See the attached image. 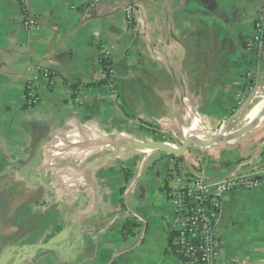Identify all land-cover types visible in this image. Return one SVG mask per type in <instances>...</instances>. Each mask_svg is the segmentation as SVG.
I'll return each mask as SVG.
<instances>
[{"label": "crops", "instance_id": "crops-1", "mask_svg": "<svg viewBox=\"0 0 264 264\" xmlns=\"http://www.w3.org/2000/svg\"><path fill=\"white\" fill-rule=\"evenodd\" d=\"M127 2L0 0V264H189L170 249L181 222L173 189L196 176L264 178V115L249 134L193 145L177 163L125 150L98 167L105 148L68 147L127 135L156 143L157 129L186 120L190 134L215 133L239 94L264 87V0H140L135 29ZM100 45L117 92L93 88L79 103L71 81L101 80ZM30 83L40 99L32 110ZM216 235L222 262L264 264V191L228 195Z\"/></svg>", "mask_w": 264, "mask_h": 264}, {"label": "built area", "instance_id": "built-area-1", "mask_svg": "<svg viewBox=\"0 0 264 264\" xmlns=\"http://www.w3.org/2000/svg\"><path fill=\"white\" fill-rule=\"evenodd\" d=\"M139 1L128 0L123 6L128 23L134 29L136 28L134 20L139 13ZM24 25L27 28H33L37 26V22L29 19ZM260 40L256 37V43L248 44V50L251 51ZM107 51L109 50L104 48L102 53ZM46 77L50 80V85L54 86V79L50 73L46 74ZM257 88L253 89L249 86L245 92L249 95ZM247 95L237 96L239 109L246 104ZM252 95L255 96V94ZM79 99L77 97L76 100L79 102ZM39 100L34 84L30 83L27 90V107L32 109L38 105ZM240 189L264 191V178L253 175H233L220 181L210 182L204 176H196L189 183L173 189L168 195L172 200L174 211L181 217L176 243L189 264H244L242 261L222 262V242L216 235L225 198Z\"/></svg>", "mask_w": 264, "mask_h": 264}, {"label": "water", "instance_id": "water-1", "mask_svg": "<svg viewBox=\"0 0 264 264\" xmlns=\"http://www.w3.org/2000/svg\"><path fill=\"white\" fill-rule=\"evenodd\" d=\"M36 21V20H35ZM37 22V21H36ZM264 19L259 15L256 20V29L258 31L263 30ZM258 26V28H257ZM264 115V111H262L257 119H255L251 124L247 125L243 130H238L236 132L230 133L229 126L223 129V131L215 132L214 135L209 136L208 140H201L199 138H195L192 136H187L184 140H182L178 145H172L168 143H148L141 140H138L136 137L132 136H122L117 140H108V139H84L81 140L80 143H70L68 147L74 146H87V145H95L102 146L105 148L104 153L106 154L102 159H100L97 164L100 166L108 165L109 162L112 160L117 153L125 150H131L139 153H143L146 155L160 153L165 154L172 157H183L185 156L186 152L192 145L199 146L201 148H208L217 143H223L231 139H238L245 136L249 133L260 121L261 117ZM38 147V145L36 146ZM96 167V168H98ZM64 233L58 237L52 239V243L60 242L61 237Z\"/></svg>", "mask_w": 264, "mask_h": 264}, {"label": "rangeland", "instance_id": "rangeland-1", "mask_svg": "<svg viewBox=\"0 0 264 264\" xmlns=\"http://www.w3.org/2000/svg\"><path fill=\"white\" fill-rule=\"evenodd\" d=\"M249 73H250L249 76L252 77V76H254L253 73H255V72L254 71H249ZM251 86L253 87V89L257 87V86H255L254 82L251 84ZM252 94H255V96L252 95ZM247 97L248 98H247L246 104L243 106V108L239 109L237 107L238 103L236 102V109H234V111L230 113L225 125H223L221 127V129L219 130L220 132L223 131V129L226 127V125H228V126L230 125L229 126V131H228L230 133L236 132L238 130L241 131L247 125L251 124L255 119H257L259 114L263 111V107H264V103L262 105L261 100H260V99L264 100V87L263 88H259L258 87L257 89H255V91L253 93H250L249 95H247ZM258 98H260V99H258ZM39 103H40V100H39ZM35 107H33L32 109H34ZM26 108L28 110H32V109H29L28 107H26ZM188 119H190V116H188ZM246 119H247V122H249L247 125H246L247 122H245ZM259 122H258V124H259ZM180 126L181 127L177 128L176 130L172 129V128L169 129V127H166V126H163V127L159 128V129H157L155 134L154 133L151 134L152 137L154 138V142L178 145L182 140H184L187 137V135H195V136H197V138H199L201 140H205L206 138H209V136L215 134V133H211L208 129H206L205 126H204V128L203 127L200 128L199 131L194 132V134H190L191 133L190 130H189L190 122L188 120L184 121V123H182ZM256 126L254 128H256ZM150 127H152V126H150ZM249 133H247V134H249ZM113 141H114V139H113ZM76 143H80V141H78ZM80 147L84 148L83 146H80ZM80 147H78V146L70 147L69 146V148H73V149H80ZM202 149H205V148H202ZM196 151H197V147L192 145L189 148V152L188 151L186 152L185 157L193 154V152H196ZM66 162H69V161H66ZM89 163L90 164L94 163V161L93 160H89L87 162V164H89ZM63 164L66 165L67 163L63 162ZM70 164L79 166L80 162L78 160H72ZM118 164H121V163H115L114 165L117 166ZM169 170H170V168H169ZM63 191L66 192L65 190H63Z\"/></svg>", "mask_w": 264, "mask_h": 264}, {"label": "trees", "instance_id": "trees-1", "mask_svg": "<svg viewBox=\"0 0 264 264\" xmlns=\"http://www.w3.org/2000/svg\"><path fill=\"white\" fill-rule=\"evenodd\" d=\"M105 47L100 45V61H101V65H102V78L101 80L97 81V82H93V83H85L83 81L80 80H73L71 81L72 84V88L74 89V96L77 98L79 97L81 92L93 89V88H98V87H103V86H107L109 87L113 92H117V87L115 84V80H114V61L110 55V52L107 51L105 53H102L103 49ZM152 126V125H150ZM170 159L174 162H179L180 158H175V157H170ZM131 178V176H128L126 178L127 181H129ZM128 225H130L131 227H134V225L128 223ZM127 224L125 225L124 228H127L128 226ZM126 231H128L127 229H125ZM129 232V231H128ZM170 249L171 252L173 254H175L176 256L180 257L183 260H186V258L184 257L183 253L181 252L179 246L177 245V243L174 241L173 238H171L170 240Z\"/></svg>", "mask_w": 264, "mask_h": 264}]
</instances>
